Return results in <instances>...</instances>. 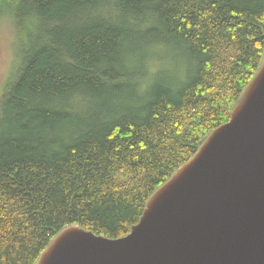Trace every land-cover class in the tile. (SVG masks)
I'll return each mask as SVG.
<instances>
[{
  "label": "trees",
  "instance_id": "trees-1",
  "mask_svg": "<svg viewBox=\"0 0 264 264\" xmlns=\"http://www.w3.org/2000/svg\"><path fill=\"white\" fill-rule=\"evenodd\" d=\"M0 7L18 42L0 101V264H36L72 224L126 236L263 61L264 0Z\"/></svg>",
  "mask_w": 264,
  "mask_h": 264
},
{
  "label": "water",
  "instance_id": "water-1",
  "mask_svg": "<svg viewBox=\"0 0 264 264\" xmlns=\"http://www.w3.org/2000/svg\"><path fill=\"white\" fill-rule=\"evenodd\" d=\"M36 264H264L263 61L197 153L121 238L72 224Z\"/></svg>",
  "mask_w": 264,
  "mask_h": 264
},
{
  "label": "rangeland",
  "instance_id": "rangeland-1",
  "mask_svg": "<svg viewBox=\"0 0 264 264\" xmlns=\"http://www.w3.org/2000/svg\"><path fill=\"white\" fill-rule=\"evenodd\" d=\"M17 48L18 42L14 20L11 18L10 11L7 8L0 7V101L2 100L6 82L12 79L18 68ZM169 52L171 51L169 50ZM173 54H176V52H173ZM169 59H171L169 70H185L183 59L181 61H178L175 57H170Z\"/></svg>",
  "mask_w": 264,
  "mask_h": 264
},
{
  "label": "bare ground",
  "instance_id": "bare-ground-1",
  "mask_svg": "<svg viewBox=\"0 0 264 264\" xmlns=\"http://www.w3.org/2000/svg\"><path fill=\"white\" fill-rule=\"evenodd\" d=\"M196 153H197V152H196ZM196 153H195V154H196ZM187 162H188V161H187ZM184 164H185V163H184Z\"/></svg>",
  "mask_w": 264,
  "mask_h": 264
}]
</instances>
